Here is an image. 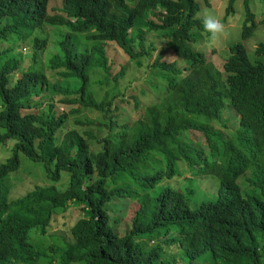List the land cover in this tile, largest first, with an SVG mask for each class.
<instances>
[{"label":"trees","instance_id":"trees-1","mask_svg":"<svg viewBox=\"0 0 264 264\" xmlns=\"http://www.w3.org/2000/svg\"><path fill=\"white\" fill-rule=\"evenodd\" d=\"M60 1L62 7L50 8V0H0V44L33 37L35 64L22 67L20 57H12L0 68V145L13 143L12 155L0 164V264H55L32 237L47 236L64 214L73 242L59 256L61 264H177L164 251L175 245L188 255L186 264H264V42L254 60L242 45L264 18L258 22L244 0L241 42L222 62L221 80L195 50L204 32L198 14L208 0ZM236 1L228 0L227 14ZM40 28L60 30L61 53L47 70L37 67L38 54L48 47L47 38L34 36ZM151 34L168 52L149 64L157 49L147 41ZM82 35L91 46L79 51L74 37ZM113 47L155 79L146 81L156 95L148 104L117 93L96 98L92 70L103 71L117 87L128 72L124 65L113 72ZM10 53L12 48L0 56ZM84 110L99 111L105 120L78 124L107 132L71 128L70 118ZM193 131L204 135L206 149L181 141ZM19 154L42 164L54 183L69 173L68 187L9 196L13 187L6 178L18 171ZM185 173L217 178L214 199L192 207L195 190L184 193L176 184L152 192ZM244 178L250 189L241 188ZM127 180L137 189L133 194L118 186ZM146 193L149 205L119 234L113 207Z\"/></svg>","mask_w":264,"mask_h":264},{"label":"rangeland","instance_id":"rangeland-1","mask_svg":"<svg viewBox=\"0 0 264 264\" xmlns=\"http://www.w3.org/2000/svg\"><path fill=\"white\" fill-rule=\"evenodd\" d=\"M243 2L244 0H237L233 4V11L230 14H227L226 7L228 0H208L209 6H204L202 4V11L198 14V17L200 18L205 12L211 11L220 17L225 25L224 34L217 41L211 42L209 40L208 34L203 32L201 34L199 44L195 46L196 51L202 52L206 55L208 67L211 69L212 73L216 76H219L221 80L223 78L221 71L222 62L230 56L229 49L233 45L240 44L241 42V29L246 18ZM247 5L248 9H250L251 13L255 15L258 22L264 18V0H248ZM60 6L62 7L60 0H50V8H56ZM42 29L43 28L36 30L34 36L47 38L48 47L45 52L38 54L40 57H38L37 61L40 62V64H38L37 67H44L47 70L49 62L55 56H58L61 53L59 42L60 30L58 28ZM32 39L33 37L28 38L25 41L17 42L15 45L8 44L5 46V44H0V53H4V51L8 48L13 49V53H10L8 56H6L7 59H4L3 55L0 56V68L4 65V62H6L8 59H11L12 57H20L22 67L27 65L34 66L35 64H32L31 60L33 57ZM74 41L79 51H84L91 46L88 44L85 35L75 36ZM147 41L155 42L157 48L156 52L150 57L149 64L154 62L160 53L168 52L167 46L162 39L151 34L147 36ZM262 42H264V25L259 26L254 36L242 42V45L245 48L247 55L250 56L251 60L256 59L255 50L260 44H262ZM108 55L115 64L113 71L114 73L121 71L123 67L122 65L127 66L128 72L125 74V77L119 80L117 87V84L114 81H108L105 78L103 71L98 69L92 70L91 89L92 91L94 90L97 99H102L105 96L107 98H111L112 95L117 93L120 94L119 98H121L120 96L123 95V98L130 101H133L132 97H137L140 104L145 105L155 98V92L152 91L148 83H146L147 80H155L149 75L148 68L145 66L138 67L136 63L130 62L115 47L109 48ZM170 55H166L167 59L174 61L176 58ZM140 62H142V60H140ZM49 74H51V72H49ZM101 80L105 82L103 85L99 84V81ZM114 87H117L115 92L113 90ZM141 91H143V94H141ZM121 106L123 105L121 104ZM64 110V108H61V111ZM125 110L126 109L124 108L123 111ZM223 118L230 119L228 115H224ZM88 119L94 121H103L105 120V116L99 111L84 110L78 115H74L70 118L69 126L71 128H78L82 132L85 130H93L104 133L107 132V128L105 126H84L77 123L78 120L86 121ZM228 126L231 127V124H228ZM181 141L186 144L193 143L206 149L204 135L199 131H193L190 133L189 138L188 135L187 137L182 136ZM12 144V142H8L6 146L0 145V164L5 163L6 160L12 155ZM94 149L98 148L94 147ZM19 161L20 167L18 171L6 178V186L11 184L13 187L11 193L9 194V196L13 195V198L21 197L36 187L56 186L59 189H66L70 183V175L67 172L63 173V178L60 182L54 183L48 177V175H46L47 172L45 171L47 170H45V167L42 164L33 162L22 154H19ZM150 164L151 163L149 162V165ZM154 166L155 165H151V168ZM192 177L194 176L191 173H185L180 179L176 180L173 178L171 180H165L155 190H152V192L158 193L163 188L168 186L175 187L176 184L182 189V192L184 193L188 192V188L191 189L190 191L195 190L194 195H190L192 207H197L203 200L214 199L213 197L216 196L219 185L217 178L212 176H200L196 178ZM182 180L186 182L185 187H182L184 184V181ZM245 181V178L243 181H241V188L250 189L248 188V185ZM110 186V183H108L109 189L114 187L113 185L112 187ZM118 186L127 188L132 194L134 191H137V189L131 185L129 180L126 182L120 181ZM149 203L150 195L148 193L142 194L139 198L132 199L124 203L118 202L117 206L113 207V220L114 222L118 223V233L126 234L130 229L132 220L139 208L144 205L148 206ZM122 209L123 211H121ZM81 214L82 211L80 209L74 211L75 217H79ZM64 215L59 216V225L55 226L51 233L47 234V236L40 238L37 233H34V237H32L36 246L41 249L45 256H47L46 259L49 260V256L56 257L55 264H61V258L59 256L68 249L69 243L73 242L71 232L66 230L62 225L64 221ZM164 251H166L165 258L168 262L186 264L189 261V257L186 252L177 245L173 246L172 248H164ZM43 261L44 260L42 259L40 262H38V264H43ZM194 264H207V262L205 259H199L195 261Z\"/></svg>","mask_w":264,"mask_h":264},{"label":"clouds","instance_id":"clouds-1","mask_svg":"<svg viewBox=\"0 0 264 264\" xmlns=\"http://www.w3.org/2000/svg\"><path fill=\"white\" fill-rule=\"evenodd\" d=\"M200 22L202 30L208 34L211 42L217 41L224 34V23L220 17L211 11L205 12L202 17H200Z\"/></svg>","mask_w":264,"mask_h":264}]
</instances>
